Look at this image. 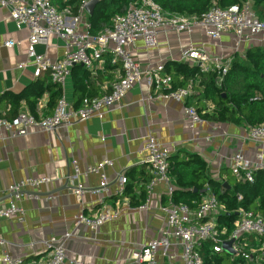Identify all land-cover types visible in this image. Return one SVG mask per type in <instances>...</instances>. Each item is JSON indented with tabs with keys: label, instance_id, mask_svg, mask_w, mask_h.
Masks as SVG:
<instances>
[{
	"label": "crops",
	"instance_id": "1",
	"mask_svg": "<svg viewBox=\"0 0 264 264\" xmlns=\"http://www.w3.org/2000/svg\"><path fill=\"white\" fill-rule=\"evenodd\" d=\"M89 17L86 13L88 24ZM6 41H14L15 45L5 48L3 43ZM156 41L154 47H145L141 40L135 41L129 47L134 60L144 71L163 66L171 78L172 89H185L192 85V95L200 92L197 89L199 77L184 80L182 74L176 72L179 69L177 64L197 67L183 60L186 49L202 46L222 63L232 56L233 59L240 58L234 53L235 39L231 34H224L218 41H213L205 29H194L191 34L162 31L157 34ZM252 47L264 49V35L244 44L241 49L246 54V50ZM27 52L28 31L17 29L7 10L0 7V115L4 118L11 107H17L18 114L27 112L36 118L53 112L50 99L57 87L49 83L46 72L38 78L33 76L34 68L28 64ZM34 52L56 60L63 55V43L50 37L46 45L35 46ZM94 69L96 75L92 76L80 65L71 68L61 90L68 104L79 107L83 99L100 96L121 75L120 64L112 63L108 58ZM37 90L41 92L36 99L33 96ZM149 93L145 79H142L118 105L105 110L99 117L50 134L34 131L26 137L9 139L0 131L3 136L0 138V199H4L0 202V209L17 203L25 213L22 223L17 217L0 218V256L7 253L21 258L26 264H42L45 242L51 238L61 240L69 233L64 247L71 260L77 259L85 264H135L131 260L132 254L147 241L162 235L167 206L165 185L156 184L149 188L152 175L141 163L140 151L150 133L169 157L197 155L205 163L210 178L223 184L231 179L227 190L232 189L235 182H240L231 170L230 158L241 153L252 159L261 151L258 144L244 139L247 127L203 120L202 124L191 129L184 116L183 105L195 106L197 99L191 95L184 104L158 102L150 101ZM204 105L202 114H211L213 105L209 102H204ZM105 159L113 162L112 167L104 171L107 191L100 195L92 194L100 179L96 175L85 176V170ZM72 161L77 162L78 176L73 172ZM119 173L128 174L129 185L124 196L116 194L114 180ZM39 177L48 178L51 182L22 192L19 199L8 197L7 189L12 183ZM144 184L147 185L142 191ZM171 185L175 192L172 180ZM79 186L81 196L75 194ZM201 195V200L207 196L206 193ZM105 207L118 212L115 220L95 231L74 224L78 214L91 216Z\"/></svg>",
	"mask_w": 264,
	"mask_h": 264
},
{
	"label": "built area",
	"instance_id": "2",
	"mask_svg": "<svg viewBox=\"0 0 264 264\" xmlns=\"http://www.w3.org/2000/svg\"><path fill=\"white\" fill-rule=\"evenodd\" d=\"M92 0H80L75 12L70 8L59 11L51 0H0V7L7 10L9 19L17 29L28 31V64L34 68L33 76L38 78L46 72L52 84L61 90L70 70L80 65L95 76L94 67L100 65L105 58L112 63H119L121 75L114 80L107 91L100 96L85 98L79 107L68 104L61 95L53 112L49 116L34 117L22 112L12 120L0 117V131L7 138L26 137L34 131L50 134L57 129L70 127L93 117L101 116L105 110L118 105L128 91L145 79L149 90V100L158 102L174 101L184 104L192 95V85L185 89H172L171 78L164 72L163 66L142 70L129 47L141 40L145 47H154L159 32L173 31L191 34L194 29H205L213 41H218L224 34H231L235 39L234 53L244 57L242 46L251 43L264 35V19H259L252 8L250 0L221 9L213 5L209 11L197 17L167 14L152 0H134L130 2L122 14L115 15L111 27L98 35H92L90 24L85 20V6ZM99 1V0H97ZM54 37L63 43V55L51 60L43 55H36L34 47L46 45L47 40ZM14 41H6L3 47L11 48ZM183 60L197 66L201 73L216 71L217 85L222 84L224 75L230 66L233 56L222 63L210 56L202 46H190L183 54ZM152 92V93H151ZM183 113L192 129L203 123L197 110L183 105ZM3 136L0 134V138ZM244 139L258 144L261 151L252 159L236 153L230 158L231 170L238 181L252 183L254 174L264 172V124L248 127ZM141 163L152 175L149 188L156 184H164L167 206L164 209V229L160 237L151 239L141 245L131 257L135 264H203L202 250L207 246L209 254L227 255L236 263H256L264 257V217L238 210L239 216L231 230L218 223L221 205L209 186H205L206 197L192 208L184 203H174V188L169 176V154L164 150L157 138L148 134L141 149ZM113 162L103 160L99 164L88 167L84 175L99 177V185L91 191L100 195L107 191L108 182L104 171L111 168ZM76 176L80 174L76 161L71 162ZM51 181L45 177L27 178L12 183L7 192L19 199L22 192L47 185ZM117 195H122L126 179L124 173L116 175ZM81 196V187L75 189ZM238 200L241 197L238 196ZM24 210L17 203L0 209V218L17 217L24 221ZM118 212L109 208L91 216L78 214L74 218L75 225H83L95 231L103 224L117 218ZM70 237L65 234L61 240L54 238L45 242V257L42 264H85L77 259H69L64 241ZM230 242V252L223 250V245ZM0 264H26L21 258L7 253L0 256Z\"/></svg>",
	"mask_w": 264,
	"mask_h": 264
},
{
	"label": "trees",
	"instance_id": "3",
	"mask_svg": "<svg viewBox=\"0 0 264 264\" xmlns=\"http://www.w3.org/2000/svg\"><path fill=\"white\" fill-rule=\"evenodd\" d=\"M132 1L134 0H99L89 17L91 34L98 35L111 27L113 17L122 14L124 12H122V9L126 8ZM152 1L164 13L197 17L209 11L213 5L224 9L248 0ZM250 1L255 15L263 20L264 0ZM51 2L59 11L70 8L75 12L80 0H51ZM176 67L179 68L176 72L182 74L184 80L187 77V79L195 76L199 77L200 81L197 89H200V92L198 95L191 96L197 99L195 106L194 104H187L186 106H194L202 120L215 124L243 125L247 128L264 124V49L252 47L246 50L243 59L235 57L228 67L220 86L217 85L218 73L216 71L201 73L197 67L186 64H177ZM187 74L189 76H186ZM54 86L57 87V91L50 99L53 108L61 97V89L56 85ZM40 92V90L35 91L33 97L37 99ZM204 102L213 105L209 115L202 114L205 111ZM17 115V107H11L6 113V118L12 120ZM0 117L2 116L0 115ZM168 162L170 180L176 188L173 194L174 203H184L195 208L201 202V191L205 186H209L224 209L218 216V223L228 230H231L233 222L238 218L237 211L239 209L264 217V172L254 174L252 183L235 182L233 188L227 190L221 181L210 178L205 163L197 155H176L168 157ZM221 172L223 174L224 171ZM127 176L128 174L125 175V179ZM228 182L226 183L227 187ZM127 184L129 185V182L126 179L123 196ZM145 185L147 184L141 187L142 191H144ZM238 196L241 197V200H238ZM223 256L228 257L222 254H209L207 246L202 250L203 264H221ZM229 264L238 263L232 260ZM258 264H264V257L263 261H258Z\"/></svg>",
	"mask_w": 264,
	"mask_h": 264
},
{
	"label": "water",
	"instance_id": "4",
	"mask_svg": "<svg viewBox=\"0 0 264 264\" xmlns=\"http://www.w3.org/2000/svg\"><path fill=\"white\" fill-rule=\"evenodd\" d=\"M98 2L99 1H97V0H92V1H90V2H88L87 4H86V6H85V11H86V13L89 15V16H91L92 15V13H93V10H94V8H95V6L98 4ZM223 186H225L226 187V184H223ZM205 193V191H201V194H204ZM25 194H27V193H25ZM9 196H13V195H8V197ZM7 197V198H8ZM4 199H0V202L1 201H3ZM230 245H231V243L230 242H227V243H225L224 245H223V250H224V252H226V253H229L230 252Z\"/></svg>",
	"mask_w": 264,
	"mask_h": 264
},
{
	"label": "rangeland",
	"instance_id": "5",
	"mask_svg": "<svg viewBox=\"0 0 264 264\" xmlns=\"http://www.w3.org/2000/svg\"><path fill=\"white\" fill-rule=\"evenodd\" d=\"M126 8H127V7H126ZM126 8H123V9H122V12L125 11ZM230 261H231V260H230L229 257H225V256H223V259H222V261H221V264H229Z\"/></svg>",
	"mask_w": 264,
	"mask_h": 264
}]
</instances>
